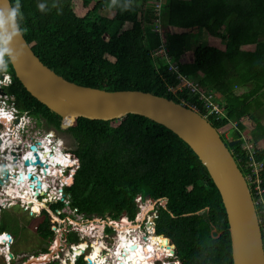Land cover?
I'll return each mask as SVG.
<instances>
[{
    "label": "trees",
    "instance_id": "trees-1",
    "mask_svg": "<svg viewBox=\"0 0 264 264\" xmlns=\"http://www.w3.org/2000/svg\"><path fill=\"white\" fill-rule=\"evenodd\" d=\"M10 2L34 54L66 80L165 97L196 109L228 141L239 140L230 150L243 175L261 181L262 194L252 191L263 220L264 244V126L259 116L264 109V0H163L162 34L155 31L154 0H120L109 7L108 0ZM195 29L217 43H199L192 49L188 38ZM161 49L176 62L179 73L197 85L195 93L177 90L176 74L157 55ZM0 52V75H11L8 93L16 97L19 109L73 141L75 148L66 153L65 192L78 213L114 221L125 214L134 222L137 200L152 199L158 202L155 231L160 238L151 240L164 251L157 257L169 255L153 264H233L219 191L182 139L138 115L112 121L62 118L16 79L1 44ZM201 94L212 96L219 107L225 103V111L207 108ZM245 117L257 122L249 139L243 135ZM224 127L231 129L230 138ZM257 165L262 170L255 172ZM33 218L39 219L40 243H49L57 221L46 212ZM0 229L5 232L2 224Z\"/></svg>",
    "mask_w": 264,
    "mask_h": 264
},
{
    "label": "water",
    "instance_id": "water-1",
    "mask_svg": "<svg viewBox=\"0 0 264 264\" xmlns=\"http://www.w3.org/2000/svg\"><path fill=\"white\" fill-rule=\"evenodd\" d=\"M0 44L16 79L58 116L112 121L131 114L174 132L196 154L219 191L229 224L233 264H264L262 227L255 202L247 178L230 150L239 140L225 143L219 131L196 110L165 97L142 91H106L66 80L34 54L19 28L10 0H0ZM36 158V162L27 160L24 164H41L37 154ZM23 180L20 174L19 182ZM40 187L38 180L37 188ZM163 203L166 206L167 201ZM135 248V244L131 245L130 250ZM37 262L40 263L33 261Z\"/></svg>",
    "mask_w": 264,
    "mask_h": 264
},
{
    "label": "built area",
    "instance_id": "built-area-1",
    "mask_svg": "<svg viewBox=\"0 0 264 264\" xmlns=\"http://www.w3.org/2000/svg\"><path fill=\"white\" fill-rule=\"evenodd\" d=\"M163 0H154L153 4L155 7V17L156 19L154 20L156 24V29L155 31L157 33H162L161 26L159 25L160 23V9L162 5ZM157 55L162 56V59L169 60V57L166 53L165 49H161ZM170 70H172L175 73H178V67L175 65L170 66ZM181 82L183 85H181L178 90H184L185 88L188 90H191L193 93H195L198 89L196 85L190 81L189 79H186L185 77H180ZM13 84L11 75L8 73H4L0 76V122L3 124L4 127L0 126V138H5L6 140H9V142L14 143L12 147H3L4 142L1 141L0 143V221H1V215L3 210L10 209L14 206H19L21 209L24 211H27L31 216H36L42 214L43 210L50 211V205L55 206L59 205V203L62 204V209L61 210H56L55 212V217L56 220L60 219L57 216L64 215L65 219L59 220V224H62L64 226L63 230L69 231V233H74L76 232V227L75 223L77 225V222H75V219L71 218V215L75 216V213H77L79 216H81L80 221H83V219L88 218L84 214H80L76 211L75 208L71 206V199L68 195L64 194L63 186H64V168L63 166H59L57 161L54 162L53 158L54 154L59 152V147L64 148V146L59 143L58 137L55 136V131H47L45 133V137H35L34 139L32 138L36 133H30L29 129L32 127H25V122H21L24 120V118H21L19 123L17 125H12L11 122L13 121L14 118H16L15 113H19L20 110L17 106L16 99L13 95L8 93V88L11 87ZM201 99H203L206 104L207 108L212 109V111L215 112H222L221 109L219 108L218 105L214 104L213 102V97L212 96H202ZM4 116H8V119H11L10 122H8L9 126H6L2 122V118ZM10 123V124H9ZM34 126V125H33ZM47 136L52 137L50 140L47 139ZM37 142H36V141ZM39 142V143H38ZM20 144V148L17 146V144ZM37 145L36 151H33L29 149V146L32 145ZM41 143H46V146L49 147L48 149H45V145ZM24 146L22 149L21 147ZM247 149H250L252 146L247 144L244 146ZM51 153V155H47L48 152ZM14 152V153H13ZM36 154H41L38 156V159L40 160L41 164H28L27 166L24 164L25 161L29 160L32 162H36ZM26 155H29V157L22 161ZM14 158H17L14 160ZM32 167L33 169H30ZM51 168V170H50ZM48 169V173L45 174L44 171ZM262 170V167L257 165V168L255 169V172ZM6 171V172H5ZM31 171V172H30ZM30 173L32 177L37 178L34 180H31L30 178L27 177V174ZM20 174L23 175L24 180L22 182H19V176ZM41 182V187L37 188V181ZM248 184L252 189L256 190L258 194H262V190L259 188V183H261L260 180L255 179L253 180L251 177L247 178ZM34 185L31 187V185ZM253 186H255L253 188ZM10 190H13V192H9ZM47 193V197L44 196V194ZM253 193V191H252ZM30 202V204L28 203ZM137 203H139V200H137ZM257 204V203H256ZM61 208V207H60ZM264 213V210H263ZM157 214V213H156ZM139 215V213H138ZM53 216V215H52ZM138 217V216H137ZM89 219V218H88ZM91 219H96V216H94ZM150 219V218H149ZM97 220V219H96ZM101 220V219H100ZM98 220V221H100ZM107 220V219H106ZM110 222H116L112 219H109ZM149 221V226L151 230H146V233H143L141 236V239L144 242H147L145 245H142V248L148 247L150 243L151 238L159 239L160 236L157 235L155 231V223L153 219H150ZM90 223V226H93L92 221H87ZM102 222V221H100ZM105 222V221H104ZM107 223V222H106ZM260 223L263 224V220L260 219ZM79 224V223H78ZM85 226V223H84ZM96 230H89L90 234L95 233ZM98 232H96V235H98ZM153 235V237H152ZM71 239H73V235L69 236ZM147 237V238H146ZM2 240H0V259L5 260L7 264H11L10 257L8 256V245L4 244L3 240L5 239V235L1 236ZM63 244H65L64 241H62ZM137 242L138 244L141 243L138 240H135L134 243ZM95 244V242H94ZM77 244H70V250L71 254L66 255L69 259H65V261H62V264H76L78 258L81 256V254L85 251V246L83 250L76 254V250L81 246H76ZM96 246V245H94ZM100 248L99 251V258L102 261L103 264H115L117 261V264H120L121 262H124V264H127L123 260V254L125 253V249H121L120 254H121V259L119 260L117 258L118 253L116 254L115 252L111 255L107 252V247L103 245H97ZM119 246V245H118ZM63 247L61 242L57 243L54 247L51 248L50 254H45L41 255L39 258H37L38 261H40V264H47V262H51V264H54L55 260H58L61 258L58 254L57 251ZM93 247V246H92ZM64 248V247H63ZM88 248V245L86 244V250ZM95 249V247H93ZM119 249V248H118ZM104 251L105 255H104ZM68 252V251H67ZM67 252L64 251V254ZM119 252V251H118ZM93 253V252H92ZM91 253V254H92ZM163 254V253H161ZM154 255V254H153ZM47 256H50V259H47ZM65 256V255H64ZM165 256H167L165 254ZM41 257H44L45 259L40 260ZM157 257V256H155ZM31 262L32 260H36L33 256H29L27 260ZM152 259H155L154 256ZM20 260L22 258L20 257ZM35 264V263H34ZM83 264H90L89 262L87 263V260L84 261ZM129 264V263H128ZM136 264H140L137 262Z\"/></svg>",
    "mask_w": 264,
    "mask_h": 264
},
{
    "label": "rangeland",
    "instance_id": "rangeland-1",
    "mask_svg": "<svg viewBox=\"0 0 264 264\" xmlns=\"http://www.w3.org/2000/svg\"><path fill=\"white\" fill-rule=\"evenodd\" d=\"M119 2H120V0H108V7L110 6V4L115 5ZM108 7H107L106 11H109ZM161 30L163 33L162 27H161ZM188 43H189V47L191 46V48L194 49L196 46H198L199 43L216 44L217 41L215 42L214 40H208V36H206L205 31L200 30V29L199 30L195 29L194 31L190 32V35L188 38ZM0 59H3L1 53H0ZM3 65H5V64H3ZM225 108H226V104L223 103V107L221 108V111L224 112ZM259 116H260V121L264 126V109L259 113ZM6 120H9L8 117H5V121ZM36 121L38 122V127L40 129L41 128V122H40V120H36ZM241 122L244 125L245 130L247 132V133L243 134L244 138L245 139H249V137L251 138L252 132L254 131L257 122L255 120H252L249 117L243 118ZM39 129L36 131H39ZM222 129L226 130L229 133L228 138H230L231 133H232L231 129H228L226 127L222 128ZM48 130H52V129L47 127V131ZM221 134H222L221 136H222L223 140L225 141V143H228L229 141L224 137L222 132H221ZM55 136L58 137L59 139H61V141L63 142V146L65 147L66 150H72L75 148L73 145V141L65 133L55 132ZM243 145L245 146L246 143H244ZM157 203L158 202H155L152 200H147L145 202L139 201V203H138L139 215L134 222H130V220L125 219V217H126L125 214L122 215L116 222H113V223L110 222L109 219L102 220L101 218H98L97 216H96L97 220L91 219L88 217L89 219L88 218L83 219V221H85V222H81L80 221L81 216H79L77 213H75V222H77V225L75 223V227L77 226L76 227L77 231L74 233H69V231L63 230L64 229L63 225H62L63 229H61V226H59L58 230L55 233V236L50 240V242L48 244H46V247L43 250H45V252L47 254H50L51 248L54 247L55 245H57L58 241H59V243L61 242V244L64 247V251L65 252L68 251V252L66 254H64L65 256L59 258L58 260H55L54 264H62V261H65V259H69L68 257H66V255L71 254V250H70V244L71 243H73L74 245L77 244L76 246H79L80 244L81 245L84 244L85 245V251L81 254V256L78 258L77 263H76V264H83L84 261H86V256H85L86 254L92 253L94 250L97 253H99L100 248L99 247L96 248V246L100 245V244L103 246H106L108 248L107 252L111 255L114 252L117 254V253H119L118 251H121V249H125L126 238L127 239L131 238L130 242H132L133 240L134 241L138 240L142 244L145 245L147 242H144L141 239V236L143 233H146V236H147L146 230H151L150 226H149V221H151L150 219L157 217V214H156ZM161 205L164 206V203L161 202ZM33 217H35V216H31L27 211H24L19 206H14V207L10 208L9 210L3 211V213H2L1 224L4 227L5 232H8L11 234V236L8 235L9 241L13 242L12 244H14V248L17 251H20L18 254H21V252H27V251H29V252L38 251L39 243H37V242H40V238L37 234L36 229H37V226L39 223V219L38 218L35 219ZM36 217H39V215H36ZM88 220L93 222V226H90V223L87 222ZM98 220H100L102 222H100ZM84 223H85V226H84ZM123 223L126 224L127 226H132V228L131 227L126 228V226ZM154 223H155V220H154ZM121 226H123V228ZM120 227H121V229H120ZM93 229L96 230L95 233L93 232L94 235L90 234L88 232L89 230H93ZM107 229H110V231L108 232ZM97 231H99L98 235H96ZM0 232H1V229H0ZM100 232H102V233H100ZM126 232H128V234ZM72 235L74 238L71 240L72 242L71 241L69 242L68 237L72 236ZM152 237H153V235H152ZM62 241H64L65 244H63ZM94 242H96V243L94 244ZM12 244H11V249L13 246ZM86 244L88 245L87 250H86ZM94 245H96V246H94ZM92 246L95 247V249H93ZM138 251H139V254L143 253V251H141V250H138ZM103 252L105 255L106 251L103 250ZM32 254H37V253H32ZM94 255H95L94 252L92 254H90V256H94ZM130 255L132 256V253H130ZM17 257H20V255H18ZM122 257L126 263H130V259H125V255H123ZM122 257L119 254L117 256V258L119 260ZM48 259H50V256L48 257ZM131 259H132V257H131ZM164 259H169V255L165 256V254H164V256L156 257L152 261V263L161 262ZM138 262L141 263V260H139ZM0 263H1V261H0ZM10 263H12V262H10ZM136 263H137V261H136ZM47 264H51V262H47ZM115 264H117V262Z\"/></svg>",
    "mask_w": 264,
    "mask_h": 264
},
{
    "label": "flooded vegetation",
    "instance_id": "flooded-vegetation-1",
    "mask_svg": "<svg viewBox=\"0 0 264 264\" xmlns=\"http://www.w3.org/2000/svg\"><path fill=\"white\" fill-rule=\"evenodd\" d=\"M21 118H24V120H20ZM2 120V122L6 125V126H9L8 125V122H10L11 121V119H9V120H6L5 121V118H3V119H1ZM36 120H40V122H41V128L39 129V127H38V122L36 121ZM19 121H21V122H25V127L26 128H28V127H31L30 129H29V131H30V133H36L32 138L34 139L35 137H37L36 135H38V137L40 136V137H45V133L47 132V125H46V121L45 120H43V119H38L37 117H35V116H31V117H25L24 115H22V116H20V115H16V118H14L13 119V121L11 122V124L14 126V125H17L18 123H19ZM10 124V123H9ZM34 125V126H33ZM0 126H2V127H4L3 126V124L0 122ZM39 129V131H36V130H38ZM55 132H57L55 129H53ZM36 141V140H35ZM37 142V141H36ZM0 143H1V141H0ZM39 143V142H38ZM38 143L35 145H32V146H29L28 148L29 149H31V147H35L36 149H37V145H38ZM17 146L19 147L20 146V144L18 143L17 144ZM20 148V147H19ZM22 149L24 148V146H22L21 147ZM14 153V152H13ZM17 158H14V160H16ZM50 170H51V168H50ZM44 173L45 174H47L48 173V169H46L45 171H44ZM30 174V173H29ZM29 174H27V177L28 178H30L31 180H34V177H32V175L29 177L28 175ZM44 196H46L47 197V193H45L44 194ZM59 205H62L61 203H59ZM63 207H61L60 208V206L58 207V209H56L55 207H53L52 205H50V211H47V210H44L48 215H50L53 219H55L56 220V217H55V212H56V210H61ZM53 215V216H52ZM57 217H59L60 219V222H62L61 220H64L65 219V217H64V215H61V216H57ZM71 218L72 219H75V216L74 215H71ZM59 220L57 219L56 221H57V223H58V225H59ZM63 223V222H62ZM61 229H63V227H62V225H61ZM6 235H10L11 236V234L10 233H8V232H6ZM55 236V235H54ZM53 236V237H54ZM52 237V238H53ZM147 238V237H146ZM72 239L70 238V237H68V241L70 242ZM72 242V241H71ZM13 242L12 241H10L9 242V245H10V260H11V264H26V262L28 261V260H26V256H29L30 254H32V253H39V252H41L42 251V248L44 247L42 244H40V242H37V243H39V247H38V251H36V252H29V251H27V252H21V254H18L20 251H17L15 248H14V244H12ZM11 244L13 245L12 246V249H11ZM48 244V243H47ZM84 248V246H82V247H79L77 250H76V252L77 253H80L81 251H82V249ZM94 252V251H93ZM45 254H46V252H45ZM57 254L60 256V257H63L64 256V248L63 247H61L60 249H58V251H57ZM18 255H20V257L22 258V260H20V257H17ZM47 255V254H46ZM98 254H95L94 256H97ZM156 255H158V254H156ZM94 256H92V257H94ZM91 256H90V258H92ZM1 261V263L0 264H6V262H5V260H0ZM151 261H152V259H151Z\"/></svg>",
    "mask_w": 264,
    "mask_h": 264
},
{
    "label": "bare ground",
    "instance_id": "bare-ground-1",
    "mask_svg": "<svg viewBox=\"0 0 264 264\" xmlns=\"http://www.w3.org/2000/svg\"><path fill=\"white\" fill-rule=\"evenodd\" d=\"M5 117H8V116H4L3 118H5ZM2 118V119H3ZM0 141H2V142H4L5 144H4V146L3 147H12V145L14 144V143H12V142H9V140H6L5 138H0ZM42 144H44L45 145V149H48L49 150V147L48 146H46V143H41V145ZM48 154L47 155H51V153H49V151L47 152ZM29 157V155H26V157H24V159H22V161H24V160H26L28 157ZM38 156H40V154H38ZM55 156H56V153H55ZM54 156V157H55ZM53 161L54 162H56L57 161V158H53ZM30 169H33L32 167H30ZM31 172V171H30ZM29 174V173H28ZM9 192H13V190H10ZM29 204H30V202H28ZM122 224V223H121ZM124 224V223H123ZM125 226H126V228H132V226H127L126 224H124ZM122 228H123V226H121ZM121 227H120V229H121ZM93 228V227H92ZM88 231V230H87ZM85 232V231H84ZM89 232V231H88ZM87 232V233H88ZM99 233V232H98ZM100 233H102V232H100ZM127 234H128V232H126ZM86 234V233H85ZM126 234V235H127ZM94 235V234H93ZM130 239L131 238H129V239H127L126 238V240H125V243H126V247H125V249L126 250H128V253L125 255L124 253H122L123 255H125V259H126V257L127 256H129V259H130V263H132V264H136V261L138 262L139 260H141V263L140 264H147V263H149L150 261H151V259H152V257H153V254H158V255H161V253H164V251H163V249H162V247H161V244H157V247H156V245L153 243V241L151 240L150 241V243H149V245H148V247H147V249L146 248H142V243H137V242H135L134 243V240L132 241V242H130ZM0 240H2V238H0ZM95 241V240H94ZM96 243V242H95ZM136 245V248H135V250H130V248H131V245ZM97 245V244H96ZM82 246H84V244L83 245H81L80 247H82ZM99 246H96V248H98ZM138 250H141V251H143V253L142 254H139V251ZM94 253L95 254H98L97 256H94V257H92V258H90V254L91 253H89V254H86L85 256H86V260H87V263L89 262L90 264H103L102 263V261L100 260V258H99V253H97L95 250H94ZM130 253H132V256L130 255ZM120 256H121V254H120V251H119V253H118ZM158 255H156V256H158ZM131 257H132V259H131ZM43 259H45L44 257H41L40 258V260H43ZM47 259H48V256H47ZM143 261H144V263H143ZM36 262V261H35ZM38 263V262H37ZM117 263H118V261H117ZM124 264V263H123Z\"/></svg>",
    "mask_w": 264,
    "mask_h": 264
},
{
    "label": "clouds",
    "instance_id": "clouds-1",
    "mask_svg": "<svg viewBox=\"0 0 264 264\" xmlns=\"http://www.w3.org/2000/svg\"><path fill=\"white\" fill-rule=\"evenodd\" d=\"M165 30L163 29V32H164ZM1 53V52H0ZM167 62L169 63V72L170 73H172V74H176V76H177V78H178V80H179V86L177 87V90H178V88L181 86V85H183V83L181 82V79H180V77H185V76H183L182 74H180L179 73V71H178V73H175V72H173L172 70H170V66L171 65H175V66H177V67H179L177 64H176V62H173V61H170V58H169V60H167ZM4 73H7V72H3L2 74H4ZM1 74V75H2ZM9 74V73H8ZM0 75V76H1ZM12 78V77H11ZM186 78V77H185ZM186 79H188V78H186ZM12 82H13V79H12ZM13 85V84H12ZM196 85V84H195ZM196 87H197V85H196ZM9 88H11V87H9ZM9 88H8V90H9ZM186 89V88H185ZM184 89V90H185ZM202 96H205V95H203V94H201V97ZM15 97V96H14ZM15 99H16V97H15ZM16 103H17V100H16ZM214 104H216V103H214ZM183 105V104H182ZM217 105V104H216ZM18 106V105H17ZM19 108V107H18ZM220 109L222 108V107H219ZM192 109V108H191ZM20 110V109H19ZM193 110H196V109H194L193 108ZM197 111V110H196ZM199 113V112H198ZM15 115H20V116H22V115H24L25 117H31L32 116V114L31 113H29V112H27V111H25V112H23V111H21L20 110V112L19 113H15ZM203 117H205V116H203ZM206 118V117H205ZM207 119V118H206ZM52 130H48V131H51V132H53L54 130H53V128H51ZM218 130V129H217ZM219 131V133H220V135H221V130H218ZM52 137H49V136H47V139L48 140H50ZM59 139V138H58ZM223 139V138H222ZM59 141V143H61L62 145H63V142L61 141V139H59L58 140ZM66 153H67V150L65 149V147L62 149V148H60L59 147V152L57 151V153H56V156H55V154H54V156H55V158H57V163H58V165L59 166H63V168H64V175H65V166H66V164H67V160H66ZM247 178V177H246ZM64 186H63V190H64V194H66V195H68L66 192H65V186H66V175H65V179H64ZM247 182H248V180H247ZM249 183V182H248ZM250 187V186H249ZM250 191H251V188H250ZM251 194H252V197H253V200H254V195H253V193H252V191H251ZM69 196V195H68ZM70 197V196H69ZM148 200H152V199H148ZM139 201H141L140 200V198H139ZM153 201V200H152ZM142 202V201H141ZM254 202H255V200H254ZM62 207V205H57L56 207ZM255 206H256V210H257V204H256V202H255ZM53 207H55V206H53ZM6 210H9V209H6ZM139 210V209H138ZM3 211H5V210H3ZM45 211L43 210L42 211V213H44ZM3 213V212H2ZM139 213V212H138ZM258 214V213H257ZM39 216H41V214L39 215ZM138 216V215H137ZM36 217V216H35ZM143 217V216H142ZM258 217H259V220L260 219H262L260 216H259V214H258ZM125 219H128L127 217H125ZM136 220V219H135ZM134 220V221H135ZM1 221H2V215H1ZM1 221H0V224H1ZM130 222H132V221H130ZM261 224V223H260ZM62 224H59L58 225V227L59 226H61ZM261 227H262V224H261ZM0 235L1 236H3V235H5V239L3 240V242H4V244H6V245H8V256L10 257V245H9V237H8V235H6V232H0ZM262 235H263V231H262ZM44 247L42 248V251L41 252H39V253H37V254H30V256H33L34 258H36V260H37V258H39L41 255H45V250H43L45 247H46V244H44L43 245ZM157 247V246H156ZM154 256V258H156L155 256V254L153 255ZM29 256H26V260H27V258H28ZM154 259H152V261H153ZM33 261L34 260H32L31 262L29 261V259H28V261L26 262V264H34L33 263ZM152 261H150L149 263H147V264H153L152 263ZM7 264V263H6ZM35 264H40V263H35Z\"/></svg>",
    "mask_w": 264,
    "mask_h": 264
}]
</instances>
